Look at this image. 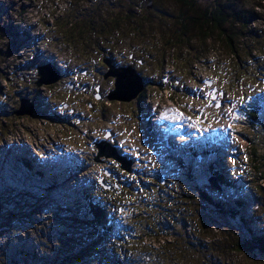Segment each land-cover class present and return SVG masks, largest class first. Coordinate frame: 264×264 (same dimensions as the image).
Returning <instances> with one entry per match:
<instances>
[{"label": "rangeland", "instance_id": "1", "mask_svg": "<svg viewBox=\"0 0 264 264\" xmlns=\"http://www.w3.org/2000/svg\"><path fill=\"white\" fill-rule=\"evenodd\" d=\"M215 5L246 16L225 33L250 47L243 63L219 30L197 37L195 23ZM107 59L147 79L145 100L104 97L115 90ZM49 63L63 75L38 88L37 68ZM209 81L224 92L218 108ZM249 86L264 90V0H0V264H53L68 250L83 264H264L263 254L234 245L248 229L264 234V97L247 125L239 110ZM175 92L183 100H170ZM24 98L32 117L15 116ZM172 106L185 126L158 129ZM245 106L252 111L257 99ZM107 129L120 154L141 158L133 175L93 162ZM103 168L132 190L101 188ZM220 171L229 184L216 189L209 180ZM85 192L107 206L111 235L93 229ZM87 240L98 243L95 259L76 247Z\"/></svg>", "mask_w": 264, "mask_h": 264}, {"label": "trees", "instance_id": "2", "mask_svg": "<svg viewBox=\"0 0 264 264\" xmlns=\"http://www.w3.org/2000/svg\"><path fill=\"white\" fill-rule=\"evenodd\" d=\"M130 12V11H129ZM126 11V13H129ZM246 21V16L239 13H234L227 8H222L219 5H215L212 7H206L204 15L200 18L199 22L195 23V28L197 32V37H202L207 40L212 37L215 30H219V34H222L223 37L226 38L228 43L230 44L229 48L231 50V55L235 57L239 63H243L244 57L252 56V51L249 46H236L234 41L229 35H226L227 32L226 26L231 23H240ZM249 25L245 26V28H249ZM222 32V33H221ZM71 39V38H70ZM262 41L255 40L254 43L257 45ZM253 51L260 53V48H253ZM145 100V99H143ZM260 112V108L256 107L252 111L249 110L248 118L255 121L258 119V113ZM260 119V118H259ZM151 125V124H150ZM153 126V125H152ZM25 160V159H24ZM29 160H25L26 165H29ZM216 177H218V182L229 184L228 181L222 179V172H216ZM89 192L83 193L88 196ZM90 200L86 202L85 207L87 210L86 217L87 219L93 223V229L97 231V233L104 235H111L112 224L109 225V214L107 206L104 203L98 202L94 197H90ZM204 199L207 204L211 207H215L219 209V211H223L224 206L222 203H216L212 196L203 194ZM93 201V202H92ZM241 205L240 202H238ZM235 210V208H232ZM110 219V218H109ZM235 249L237 252L241 253H253L259 252L264 255V234H254L248 229L245 234L241 237L240 235L235 240ZM98 243H92L91 241H86L82 243H77L76 247L82 251L83 253H91V258L95 259L92 253L97 248ZM82 256V255H81ZM81 256L76 255L74 252H70L68 250V254L61 258H56L53 261V264H83L81 261ZM111 259V258H110ZM113 259V258H112ZM117 261L120 259L116 258ZM96 264V263H95Z\"/></svg>", "mask_w": 264, "mask_h": 264}, {"label": "water", "instance_id": "3", "mask_svg": "<svg viewBox=\"0 0 264 264\" xmlns=\"http://www.w3.org/2000/svg\"><path fill=\"white\" fill-rule=\"evenodd\" d=\"M151 6L152 5L150 4L148 8L150 9ZM104 63L110 67V71L104 75V78L107 79L109 77H114L116 79L115 90L111 95L107 96L109 101L117 100L130 103L136 100L144 92V78L138 74L132 66L116 67L115 65H112V62L109 59L105 60ZM37 76L36 86L42 88L43 86H51L59 82L62 73L54 64H48L38 67ZM208 85L212 86V82H208ZM34 114L35 106L33 102L27 98L22 99L19 110L15 112V116L32 117ZM108 138L109 135L106 136V139ZM93 149H96L97 151L96 156L93 159L94 163L101 165L105 163L106 160H112L117 164H120L123 171L128 173L132 171L133 161L128 160L125 156L121 155L117 148L112 146L108 141L94 144ZM209 183L213 188L221 189L217 177L211 178ZM104 189L110 190L111 188L105 187Z\"/></svg>", "mask_w": 264, "mask_h": 264}, {"label": "flooded vegetation", "instance_id": "4", "mask_svg": "<svg viewBox=\"0 0 264 264\" xmlns=\"http://www.w3.org/2000/svg\"><path fill=\"white\" fill-rule=\"evenodd\" d=\"M85 73V72H84ZM164 82L165 83H167L168 82V78H165L164 79ZM154 84V83H153ZM158 84H160L159 83V81H158ZM146 85H147V82H146ZM72 89L70 90L69 88V92L70 93H72L73 92V90H74V85H73V87H71ZM145 89H146V86H145ZM98 90V88L96 89V91ZM161 91H164V89H160L159 90V93L161 92ZM98 92V91H97ZM98 94H95V96H97ZM164 95V97H166L167 96V94L166 93H164L163 94ZM168 95H169V99L170 100H172V101H178V100H183V98H182V96H184V94H180V93H168ZM216 96H218V95H220V96H223V93H222V91H219V92H217L216 94H215ZM107 95H104V97H106ZM147 98V95H146V93L145 92H143L139 97H138V99H141V100H143V99H146ZM186 100V99H185ZM90 107H92V104H88ZM191 106H193V103L191 104ZM110 135H111V138H112V134H111V132H108ZM105 174H106V176L108 177V179H105ZM118 179H123V180H125L124 178H120L119 176H117V175H113L112 174V172L111 171H108V170H105L104 172H102L101 174H100V177H99V183H105V181H108V180H110V181H114L113 182V184H114V187H112L111 189H110V191L111 192H113V191H115L116 193H119V192H122V191H131L132 190V185L130 184V183H126V181L125 182H120V181H118Z\"/></svg>", "mask_w": 264, "mask_h": 264}, {"label": "bare ground", "instance_id": "5", "mask_svg": "<svg viewBox=\"0 0 264 264\" xmlns=\"http://www.w3.org/2000/svg\"><path fill=\"white\" fill-rule=\"evenodd\" d=\"M113 61V60H112ZM134 68V67H133ZM135 69V68H134ZM136 70V69H135ZM139 74V73H138ZM115 79V78H114ZM126 79V78H125ZM115 81H116V79H115ZM146 81H147V79H144V86H146ZM145 90V89H144ZM248 117V116H247ZM249 119V118H248Z\"/></svg>", "mask_w": 264, "mask_h": 264}]
</instances>
